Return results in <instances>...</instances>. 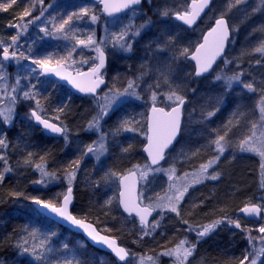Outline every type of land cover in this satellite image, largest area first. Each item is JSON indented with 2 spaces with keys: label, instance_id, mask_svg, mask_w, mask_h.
<instances>
[{
  "label": "rangeland",
  "instance_id": "1",
  "mask_svg": "<svg viewBox=\"0 0 264 264\" xmlns=\"http://www.w3.org/2000/svg\"><path fill=\"white\" fill-rule=\"evenodd\" d=\"M78 1V0H77ZM158 1V0H157ZM192 0H162V6L158 7V5L154 6L152 8V14L150 12H145L142 7L146 6L143 4L140 8H136L135 10V16H133V12L130 11L124 15L121 16H114L112 18L106 19L101 14V9L98 4L87 2L86 5H80L76 0H43V3H39V0H35V9L32 11L31 16L25 17L24 21L20 20V17L13 19L11 23H8L6 28H0V41H3V46L10 45V37L12 35H15L18 31L17 28L10 27L9 25L13 24H22L24 22H27L28 20H33L35 17L40 16L41 11L43 10V16L39 20H35L34 23L28 25L27 32L23 33L19 40H18V49H17V58H19V53L24 52L26 56H29V59H19V63L16 62V60H9L4 61V70L7 74V83H8V95L0 94V108H3L8 105V98L11 93V86L15 84L16 77H20V84L23 90H27V86L29 85H35V91H37V83H40L42 79H44L41 75V68L39 66L32 63L33 59H39L42 58L46 54H52V59L49 67H55L57 60H62L63 65L69 69L72 72L80 73L84 70H88L93 66V58L97 56V53L92 50L91 48H83L82 46L76 47V50L73 52L71 57H68V51L72 49V47L76 44V40L72 39L73 36H75L78 39H86L88 34H91L92 32L95 33L94 38L97 41H100L101 39L105 40V43L100 45L104 52L108 56V64L109 68L106 73V77L109 81L110 73L113 75L112 79L109 81L110 85L101 91V93L98 95L96 99H85L84 103L82 104L81 114L79 117L76 116H69V119L75 121V124L80 123L79 126L83 125L82 131V141H85L86 144L83 145V148L78 151H70L66 157L63 158V161L55 166L56 171L58 170L59 174L62 176L64 175V169L68 168V165L70 162L76 160L78 157L81 156L82 152L86 150V146L91 144L93 141L97 140L98 134L95 131H87L88 123L93 119L94 116L97 115L99 109L97 107V102L100 98L104 96L105 93L109 92V90L112 91H123L124 88L127 87V82L129 79L136 80L139 84V87L136 89V91L140 94L142 97L141 99L137 100L133 97L128 96H122L120 100L117 101L115 105H113V110L109 113L107 117H105L103 120L100 121L101 130L105 133H107L106 129V122L112 115V113L119 108L121 105L127 103V102H135L138 104H146L147 101L151 102V91L149 90V85H155L157 82L162 84V80H164L163 74L167 70V66L170 65L176 67L174 69V72H177L179 69L178 63L179 59L182 60L184 57L180 56L178 60L173 61L171 58L173 55H178L179 50L183 48H187L191 45H196L199 43V40H201V37L203 36L204 32H206L211 26L212 23L217 19L220 18L222 12L225 11L223 6H220V4H216V12L219 14H211L204 24L211 22L209 26L202 30L201 28L194 29L190 31L189 33L182 27L175 24L173 21V16L176 15L177 12L184 13L185 11H188V5ZM33 4V0H28V3L24 5L25 7L31 8ZM81 6H86L89 9L88 15L83 16L81 19H76L75 17L70 22V25H65L66 29H69L71 27V30L68 31L69 39H63L58 38L62 37L61 33H58L55 28L58 27V25L61 23L62 19H67V16L70 15L72 12H79ZM24 7V8H25ZM66 9V10H65ZM71 11V12H70ZM70 12V13H68ZM167 13V15H164L163 13ZM68 13V14H67ZM91 15H96L98 17L97 22L92 23L90 20ZM155 15L158 19L155 21H152V16ZM169 17V18H168ZM205 20V19H204ZM147 22L146 27H144L138 36H132L131 32L135 31V27L131 30L129 37H126L129 43H131V50L130 51H124L118 47H113V40H112V34H119L121 32V29L128 25L129 23L133 24L134 26H139L141 24H145ZM55 25V27H54ZM163 28V31H161L158 35V28ZM41 28H46L47 35L45 32L41 31ZM168 37L177 38L180 43L178 42L176 45L166 48L164 51H157L158 44H164V42L168 39ZM233 39V38H232ZM29 49H31V52L29 53ZM136 49H139L141 51L140 58L136 59L135 61H129L133 62L135 64V68H127L126 61L127 59L133 58L134 51ZM230 50V49H229ZM13 49L9 47V53ZM190 53V52H189ZM229 53V52H228ZM227 53V54H228ZM3 55V49L0 47V58H2ZM259 58L264 61V56H261V54H258ZM227 56V55H226ZM87 60L88 63H83L82 61ZM185 60H187L185 58ZM97 63V61H96ZM126 67L124 71L129 74V77L125 80L120 81L118 76L122 78V76L125 77V72H119L121 68ZM264 71V63L262 64ZM193 68V66H192ZM235 68L239 69L237 66H233L232 63H228L227 65L223 62L221 66H219L209 77L204 80L200 88L202 89L205 87L206 91L211 93V95H205V104L206 106H209L210 104H214V102L220 98V95L223 97L229 95L233 90L237 88H241L242 85L238 83H233V86L231 90H228L226 87V84L224 80H217V75H226V76H232L234 73L241 72V70L235 71ZM144 69V71H141ZM9 70L12 71V73H9ZM35 70V71H33ZM173 70V69H172ZM119 72V73H118ZM118 75V76H117ZM139 78V79H138ZM242 76V80H243ZM196 80V79H194ZM200 80V79H198ZM122 81H125L123 84ZM44 83V82H43ZM58 84V83H57ZM47 86V85H46ZM57 86V85H56ZM59 86V85H58ZM166 87V88H165ZM51 89H55V85L50 86ZM58 88V87H57ZM199 88V87H197ZM196 88V89H197ZM195 89V87H194ZM193 89V90H194ZM158 92H167L168 86L164 85V87L161 85L159 89H154ZM52 92V91H51ZM195 92V91H194ZM45 97V101L52 100V96L48 95L47 93ZM194 94V93H193ZM196 95V94H194ZM194 97V96H193ZM192 97V98H193ZM194 99V98H193ZM40 100V99H39ZM202 100V99H200ZM199 99H195L190 102L189 106L186 109L185 118H184V129H183V141L180 143L177 149H175L170 157H168V160L164 164L163 168L167 169L169 165L175 161L176 164V176L182 177L185 172L188 173H194L196 170L199 169V165L206 162L209 158L216 155V153L212 150L214 147H210L207 155L202 156L201 158H198L197 156H191V151L188 147L195 146L197 144L196 140H199L201 143L208 142L209 138H215V133L212 132L211 127L209 126V122L212 119V117L207 118V111L204 112L199 109L198 104L200 102ZM161 102L162 105H165L166 108H168V105L170 102H166L163 100V97L158 96L157 103ZM152 103V102H151ZM40 104H42V101H40ZM201 106V104H199ZM20 106L26 107L28 110H36V103L35 100H29L23 98V92H19L17 95V101L14 106V111L12 113L10 121H3L0 120V138H4L5 129L7 130L10 128L13 118L17 115V111L19 110ZM202 107V106H201ZM147 108V105H146ZM45 110L48 111V109L45 107ZM42 116H44L46 119L51 120L52 122L61 124V114H58L56 112H46L44 110H37ZM259 116H256V119ZM62 125V124H61ZM244 126V123L242 121L241 127ZM219 126H216V128ZM5 131V132H4ZM247 130L242 128L240 129V132L236 131L235 128L233 129V132L229 134L232 143L230 144V149L236 148L239 150L238 147H236V142L239 141L244 134H246ZM74 133H68L67 138L64 140V144L66 146H69L71 140L74 138ZM80 140V139H79ZM191 141V142H190ZM109 140H107V147L108 152L101 156L100 161H97L94 156L89 154L88 156L83 157L80 161L79 170L76 173V178L73 182V189L75 193V200H79L82 202V197L85 195H88L92 191V186H96L99 182L101 186L99 187V192L101 193L100 196V202L102 203V207L105 210L106 217L104 220L100 221V231L103 234L108 235L107 233H115L118 234L120 237H122L123 234H126V236L131 235L133 233V224H127L124 222L121 218H115V209H114V203L117 200V196H113L111 191H109L110 187L114 186L118 188V178L119 177H112L111 180L105 181L103 177L105 176V173L109 172L110 170L114 172V170L108 165V159L110 158V151L111 146L109 148ZM207 145V143H205ZM229 147L225 150L223 155L220 157L219 162L222 160V158L227 154V151ZM76 147L73 148L75 150ZM239 152L242 155H250L254 159L256 158L257 161L261 162L260 157L251 152ZM182 153L189 154L188 157H185L182 155ZM0 154L5 155V150L3 152H0ZM191 156V157H190ZM190 157V158H189ZM238 162V160H235ZM219 162L214 165L212 168L209 169V173H216L217 166ZM228 162H225L222 165V169H226L228 166ZM1 164V163H0ZM239 164V162L237 163ZM73 167H75L73 165ZM219 167V166H218ZM71 171L72 169H68ZM103 172L104 175L101 173ZM116 172V171H115ZM139 174V173H138ZM258 178L261 180V170L259 169ZM165 179V180H163ZM189 180L193 179V177L190 175ZM141 191L144 189L145 192L140 193L141 197V203L142 205L146 206L150 202H154L155 200V193L154 188L157 185V183L161 180L165 181V187L166 190L169 185L168 177L164 172H149L148 175L141 179ZM175 180V177H174ZM258 180V179H257ZM210 179L203 180L200 184H193L190 188L188 193L185 195V199L182 202L180 206V213L183 216V213H192V211H189V209H193V203L194 200L197 199L198 195L200 194L201 190L205 186V184L210 183ZM65 186L67 189V181L65 180ZM116 188V189H117ZM112 189V188H111ZM113 190V189H112ZM165 190V191H166ZM165 191L160 196H163L165 194ZM66 192L64 190L62 193ZM53 196H57V194H60L58 191H54ZM258 196V195H257ZM256 196V197H257ZM63 197L62 195L59 196V199L61 200ZM151 198V200L149 199ZM108 199H112V204L110 206H105V201ZM254 198L247 197V201H252ZM246 200V199H245ZM34 201L30 202L27 207H24V210L33 212L35 211L33 207ZM246 204H253L251 202L249 203H242V206L236 208V211L243 208ZM254 204H264V201H257ZM160 209L155 210V218L154 220L160 221V226L155 229V231L149 235L151 237H156L157 242L160 245L159 251L156 253V255L152 256L155 259V264H173L174 257L164 256L161 255L165 250L175 248L176 245L184 239H187L191 243L196 242V234L195 232H189L186 233V230H182L181 223L178 222V220L181 218L177 217L175 213L169 212L167 210H164L163 212V218L161 219L160 216ZM216 213L213 214V216L210 215H203L201 218L196 219L195 216L192 218L193 221H197L198 225H206L209 224L215 220H222L223 222L220 223L211 233H209L207 236L203 237L199 243L202 244H208L212 241V238L214 236H217V233L225 231L226 234L231 233H237L240 236L242 235L247 243V249L246 254H249V261H246L245 264H249L251 259L256 258L257 264H264V255H261L259 257L255 256V253L253 252V245L256 249H259L261 247V243L259 240L260 233L258 232L259 227L264 226V212L262 221L259 224H252L249 225L242 224L239 218H237L235 215H230L228 213L225 219L224 215L222 217H219L220 213L215 210ZM223 213V212H222ZM113 217V218H111ZM108 218V219H107ZM111 218V219H110ZM230 221H239L241 224L240 228H236L233 223H230ZM189 221V223H192ZM195 223V224H197ZM170 224V233H163L165 231V225ZM194 224V223H192ZM172 225H174L172 227ZM184 226V225H183ZM106 229L110 231H105ZM249 236L253 237V244H249ZM73 240V239H71ZM129 240V239H128ZM126 239V242H129ZM75 249H78L80 252L82 259L85 261V264H110L111 260L109 259V256L96 252L93 248L89 247L88 244L82 239V238H76L73 240ZM197 244L196 250L192 257H189L187 264H214L215 256L213 254V248H207L204 247L201 249ZM126 244V243H125ZM128 251L130 253L135 254V256H131V260L128 262V264H140L139 258L145 257L147 258L148 255H142L137 250V247L130 243L127 244ZM188 245H185L187 247ZM207 248V249H206ZM201 249V250H200ZM205 251H209V255L212 257L211 260L213 262L209 263L202 258L201 254H198V252L205 254ZM208 255V256H209ZM210 256L208 257L210 259Z\"/></svg>",
  "mask_w": 264,
  "mask_h": 264
},
{
  "label": "snow or ice",
  "instance_id": "2",
  "mask_svg": "<svg viewBox=\"0 0 264 264\" xmlns=\"http://www.w3.org/2000/svg\"><path fill=\"white\" fill-rule=\"evenodd\" d=\"M210 0H193L194 7L192 11H185L183 14L179 12L176 13V17L182 20L185 24L191 25L194 23L195 19L200 15L205 7L208 6ZM242 0H235L236 4H240ZM17 3V0H9L6 3H0V11H8L13 5ZM39 3H43V0H39ZM103 4V11L108 16H113L115 13L125 12L126 10H131L133 16H135V6L141 3V0H100ZM35 0H33L32 7H25L19 17L21 21H24L25 17L31 16L32 11L35 9ZM231 7V5H230ZM89 9L86 6H81L79 12H72L67 16V19H62L61 23L55 30L62 34L63 39H69L68 31L71 30L65 28V25H70V22L75 17L76 19H81L83 16L88 15ZM167 15V13H163ZM43 16V10L40 16L35 17L33 20H28L22 24L9 25L10 27L17 28L18 31L15 35L10 37V45L3 46V41H0V47L3 49L2 58H0V94L8 95V83L7 74L4 70V61H9L10 59L16 60L19 63V59H29L24 52L19 53V58H17V49L19 47L18 40L20 36L27 32L28 25L34 23L35 20H39ZM90 20L92 23L97 22L98 17L96 15H91ZM145 24H141L138 27L129 23L125 25L119 34H112L113 47H118L124 51L131 50V43L128 42L126 37H129L131 30L135 27V31L131 32L132 36H138L140 31L146 27ZM55 27V25H54ZM42 32L47 35L46 28H41ZM264 32V28L260 29ZM95 33L92 32L88 34L86 39H78L75 36L72 39L76 40V44L68 51V57H71L76 47L82 46L83 48H91L97 53V56L93 58V66L89 69V73H81L86 79L81 82H76L68 77L69 82L73 84L74 87L78 88L81 92H87L95 94L97 88L101 84H104V80L100 74V70L105 66V53L103 48L100 46L105 43V40L101 39L97 41L95 38ZM230 36L229 25L224 14L221 15L219 19H216L215 26L211 29L207 36L204 37V43H201L195 49V53L191 55V59L196 62L195 75L200 76L203 73L208 72L212 65L215 63L216 59L224 53L225 44ZM212 38L209 40V38ZM174 46L173 38L168 37L164 44H158L157 51H164L166 48ZM9 47L13 49L11 54L9 53ZM31 49H29V53ZM258 53L264 56V38L260 39L256 46H254L250 51L248 49L242 53V55ZM188 58L189 50L183 48L179 50L178 55H173L171 58L173 61L178 60L179 57ZM52 59V54H46L42 58L33 59L32 63L39 66L43 71L41 74L45 73H55L57 76L61 75L63 69L62 60H57L55 67H49ZM98 60V63L96 61ZM83 63H88L87 60L82 61ZM224 63L227 65L231 63L227 58H225ZM257 64L261 63L260 60L256 61ZM35 71V70H33ZM171 66H167V70L162 73L164 77V83L168 86L167 92H158L154 89H159L161 84L157 82L155 85H149V90L151 91V116L149 117L148 131L146 135L147 145L144 151L147 153L150 163L144 165L134 164L131 169L128 170L126 175H120L116 172L109 171L105 173L103 179L105 181L111 180L112 177H119L120 184L123 186L124 191L119 194V204L123 207L126 213H135L139 217L141 236L151 235L156 228L160 226L159 220H153L149 222L148 217L152 214V211L160 209L161 219L163 218L164 210L175 213L177 217H180V206L185 199L186 193H188L189 188L193 184H200L205 179L217 180L219 179V173H209V169L216 165L220 157L223 155L225 150L232 143L229 136L233 132L234 128L241 125L243 121L244 126L247 128L246 134L236 142V147L239 148L241 152H251L257 154L260 159V170H261V180L260 187L264 188V80L260 81L259 85L254 84V82L245 83L242 80L243 72L234 73L232 76L217 75V80H224L228 90H231L233 83H238L242 85L244 89L248 92L255 93L258 88L261 92L257 108L259 111V116L254 120H247L246 112L242 111L239 107L234 110L229 119L221 126L212 129L215 133V138H209L207 145H201L196 147L194 151L190 153L191 156H198L203 149L206 147L210 148L214 145L212 149L216 155L209 158L206 162L199 165V169L194 173L185 172L182 177L176 176V162L173 161L167 169L163 167L153 168V165H160L161 161L166 159V149H168L174 142L176 136L178 135L181 127V122L183 118V106L186 102V98L181 94L180 86L175 87L169 82V76L171 75ZM139 79V78H138ZM35 85L27 86V90H23L20 84V77H16L15 84L11 86L12 95L8 98V105L0 108V120L10 121L12 113L14 111V106L17 101V95L19 92H23V98L29 100H35L36 110H33L31 116L35 118L40 124L44 126L45 129L50 130L52 133H65L66 128L57 126L54 123H50L48 120L41 119V116L37 114V110H42L40 100L37 99L39 95L35 91ZM139 84L136 80L129 79L127 82V87L123 91H112L105 93L102 98L97 102V107L99 109L96 116L93 117L88 123L87 131H95L98 134L97 140L93 141L91 144L86 146V150L82 152L81 156L76 160L69 163L68 168L64 169L63 179L67 181L66 192L57 194L51 200H42L33 197L35 204L40 210V214L47 213L49 216H55L58 220L68 222L70 226H76L78 229L83 230V232L89 237L94 243L106 247L111 251V253L120 262H125L129 256H135V254L130 253L126 248L121 247L117 244L116 239L111 238L107 235H101V233L91 224L87 223L85 219L77 218L72 215L69 211V205L72 202L73 196V182L76 178V173L79 170V165L83 157L91 154L95 157L97 161H100L101 156L108 152L107 140L108 136L113 137L119 135L122 132H135L138 131L137 127L134 125L138 122L133 118L124 117L120 120L118 126L112 133H105L101 130L100 121L109 115L113 110V105L117 103L122 96L133 97L137 100L142 97L136 91ZM158 96L163 97V100L170 102L168 105V110L164 106H157ZM62 111V109H61ZM219 109L209 111L207 113V118H210L216 114ZM8 147V144L4 138H0V152H3ZM132 145L127 147H122L121 151L127 153L131 150ZM185 157L189 154L182 153ZM32 152H28L26 158L23 160L25 166H32ZM44 160V157H41ZM0 162H2V170H0V182H3L6 174L11 173L13 168L8 164L6 156L0 154ZM73 165L75 167H73ZM34 167L40 172L41 179L33 181L34 184H43L47 186L48 183L55 182L60 179L55 171L49 172L46 169L45 164H35ZM68 169H72L69 171ZM149 172H164L169 181V185L165 194L160 196L156 195L154 202H150L148 205L141 207L139 203L136 202L134 198L130 195L134 190L136 183V176L139 173L141 179H144ZM193 179L189 180V176ZM175 177V180H174ZM99 186V184H97ZM126 193L128 195H126ZM13 195H20V193H12ZM62 195L63 199L60 200L59 196ZM142 195V193H141ZM151 200V198H149ZM204 202L201 201V204ZM112 204V199L105 201V206H110ZM242 213L247 216H260L264 212V204H247L240 209ZM226 219V217H225ZM181 222L187 226V231L195 232L196 242L191 243L187 239L181 240L175 248L167 249L161 255L174 257L173 264H187L189 257H192L197 244L200 240L211 233L220 223L223 221L218 219L206 225H191L188 220L182 219ZM236 228H240L241 224L239 221H230ZM23 231L26 233L25 237H22L17 246L22 248L23 252L29 253L33 264H85L82 256L78 249L72 248L67 242L58 241V233L55 229L45 228L42 226H25ZM105 231H110L106 229ZM258 232L261 234L259 237L261 247L256 249L253 245V252L256 257L264 255V226L259 227ZM249 244H253V237L249 236ZM185 245H188L185 247ZM249 254H245L243 259L240 260V264H245L249 261ZM140 264H155V259L152 256L140 257ZM249 264H257V259L253 258Z\"/></svg>",
  "mask_w": 264,
  "mask_h": 264
},
{
  "label": "trees",
  "instance_id": "3",
  "mask_svg": "<svg viewBox=\"0 0 264 264\" xmlns=\"http://www.w3.org/2000/svg\"><path fill=\"white\" fill-rule=\"evenodd\" d=\"M161 1L162 0H146V6L142 7V9L145 12L149 10L148 12L152 14V8L154 6H162ZM6 2H9V0H0V3ZM76 2L78 1L76 0ZM27 3L28 0H17V3L8 11H0V28H6L5 26H7L8 23H11L13 19L17 18L19 13L23 11L24 5ZM78 4L86 5V2H78ZM216 4H220V6H223L225 11H227L224 13L222 12V14H224V18L228 20L232 31L233 39L226 58L231 61L233 66L239 68H235L236 72H238L237 70L243 72V77H245L243 78V82H254V84L259 85L260 81L264 80V71H262V64L264 61L259 58L258 53L246 55H242V53L245 52L246 49L250 51L257 45L260 39L264 38V32L260 31V29L264 28V0H242L240 4H236L235 0H214L208 16L200 23L198 28L205 30L209 24H211V22L204 24L206 19L213 13L219 15L216 12ZM150 19H152V21L154 20L155 23L158 18L153 15ZM157 30L158 35H160L159 33L163 31V28L161 27ZM187 32L189 33V31ZM178 42L180 43L177 38H173L174 45ZM196 46L197 44L188 46L189 52L191 53ZM140 56L141 51L136 49L133 58L127 59L126 61L127 68H137L133 62L129 61H135L140 58ZM257 60H260L261 63L257 64ZM179 62L178 67H180L177 72H174L176 67L173 66L174 64L172 62L171 69L173 70L169 76V82L173 87L176 85L180 86L181 94L185 96L187 101L186 109L190 102L195 99H202L199 102L202 107L199 104L198 107L203 111V114L206 111L208 113L217 108L219 109L209 122L211 129L224 124L229 119L231 113L238 107L246 112L245 119H256L258 115L257 104L261 95L259 88L255 93L248 92L247 89L243 87L237 88L225 97L220 95V98L217 99L214 104L212 103L206 106L205 102H203L206 99L205 95H211V93L206 91L205 87L202 89L200 88L204 80L193 79V68L185 58L182 60L179 59ZM222 63L219 66H221ZM127 68L123 66L119 72L121 71L124 73V70ZM141 71H144V69ZM9 73H12V71L9 70ZM125 74V77L122 76V78L117 75L120 81L121 79L125 80L129 77V74L126 72ZM109 77L110 81L113 75L110 73ZM124 82L125 81H122L121 84ZM57 83L58 82L53 79L44 78L40 83L36 82L38 86L36 92L39 93L37 99L42 101V110L51 113L56 112L62 115L61 124L66 128V135L62 139L46 137L41 130L33 124L29 115L30 110L24 106H20L17 115L13 118L10 128L7 130L5 129L6 132L4 131V139L8 144L5 150V156L8 160V164L13 168V171L6 174L3 182H0V264H33L30 254L23 252L22 248L17 246L21 238L26 236V233L23 231L25 226H42L55 229L58 233V241L67 242L72 248H75L73 240L81 238L79 235L71 233L69 230L46 219L36 211L29 212L24 210V207H27L30 202L34 201L32 199L33 197L47 201L53 199L54 196L52 193L54 191L62 193L66 190L65 180L63 176L59 174L58 170L56 171L58 168H55V166L58 162L60 163L63 161V158L66 157L70 151L79 152L83 148V145L86 144L85 141L81 140L84 135L82 131L83 125L79 126L80 123L75 124L72 118L71 120L69 119V116H80V109H82V104L85 100L72 96L67 89ZM52 85H55L54 90L50 88ZM161 85L163 87L166 85L164 80H162ZM45 93L52 96V100L45 101ZM157 106L166 107L162 105L161 102L157 103ZM45 107L48 111L45 110ZM150 107H152V103L149 101H147L146 104L127 102L117 108L106 122L105 130L107 133H112L118 126L120 120L124 117L133 118L138 122L134 125L137 127L138 131L122 132L115 137L112 135L108 136L110 142L109 148L111 146V150L109 149L110 158L107 160L108 165L120 175L127 173L134 164H146L145 157L142 154V147L145 142L146 135L144 134L146 133L147 113ZM186 109L184 113H186ZM242 128L247 130L245 126L241 127V125L235 128V130L240 132ZM71 132L75 134L74 138L71 140L69 146H66L63 142L65 138H67V134ZM182 139L179 143H182ZM196 141L197 144L195 146H192L191 143V146L188 147L191 152L194 151L196 147L206 145L205 143H207H201L199 140ZM129 144L132 145L131 150L127 153L122 152L121 148L127 147ZM74 147H76L75 150H73ZM212 147H214V145H212ZM208 150L209 148L206 147L197 157L201 158L203 155L206 156ZM28 152L33 153L32 166H25L23 164V160L26 158ZM172 153L173 152H171L168 157H170ZM41 157H44V160H41ZM235 160H238L239 164H237L238 162ZM225 162H228V166L226 169H222V165ZM0 163V170H2V162ZM260 163V161H257L256 158L254 159L250 155H242L237 148L235 150L229 147L227 154L219 162V167L217 166L216 173H219V179L205 184L197 199L194 200L193 209H189L192 213L186 212L183 213V216L181 214V218L178 222L181 223L182 230H186V233H188L187 226L181 222L182 219L192 222L194 216L196 219L201 218L203 215L213 216V214L216 213L215 210L220 213L219 217L223 215L225 217L228 213H230V215H235L237 212L236 208L242 206L243 202L256 203L257 201H264V188L260 187V180L257 174V172L259 173ZM35 164H45L46 169L49 172L55 171L60 179L48 183L47 186L43 184H34L33 181L41 179L40 172L34 167ZM163 180H161L160 183L158 182L155 186V195H161L166 190V182ZM97 184H99V186H92V191L88 193V195L82 197V202L79 201L80 199L78 201L75 200L73 214L77 218L91 222L100 230L101 225L99 223L101 220L105 219L106 214L100 202L101 193L99 192V187L101 184L99 182ZM116 188L117 187L114 186L109 188L113 196H117L118 194V188ZM141 192L144 193L145 190L143 189ZM12 193H20V195H13ZM252 196L254 199L252 201H247V197ZM115 201V218H121L127 224H133L134 226L132 229L134 232L126 236V238H124L126 234H123L122 237L115 233L107 234L116 238L120 245L127 250L129 248L127 244L132 243L137 247L140 254L155 256L161 245L157 242L156 237L144 236L143 239H140V225L134 219H125L119 211L117 200ZM201 201L204 203L201 204ZM241 222L242 224L249 225V223L242 220ZM192 223L189 224L198 225L197 221H193ZM173 226L174 225H172V227ZM170 227V224H166L163 233L171 234ZM126 239H129V242H126ZM212 241L213 242L208 244L205 243L201 245V243H199L200 245H198L201 249L204 247L214 249V262L211 260L212 257L209 255V251H205V254L198 252L208 263L210 261L214 264H240V260L243 259L246 254V240L242 235L240 236L237 233L227 235L225 231L219 232L217 236L212 238ZM88 246L91 247L89 244ZM96 252L100 253L98 250H96ZM109 259L111 260L110 264H121L112 256H109Z\"/></svg>",
  "mask_w": 264,
  "mask_h": 264
},
{
  "label": "water",
  "instance_id": "4",
  "mask_svg": "<svg viewBox=\"0 0 264 264\" xmlns=\"http://www.w3.org/2000/svg\"><path fill=\"white\" fill-rule=\"evenodd\" d=\"M79 1H81V2H91V3L98 4V5L100 6V9H101V14H102L103 17L106 18V19L112 18V17H114V16H121V15H124V14H126V13H128V12L131 11V10H126L125 12L115 13L113 16L110 17V16H108L106 13H104V11H103V4L100 3V0H79ZM145 1H146V0H141V3H140L139 5H137V6H135V9L141 7V6L144 4ZM198 2H199V0H197V3H198ZM213 2H214V0H210L208 6L204 8V10L200 13V15L195 19L194 23L191 24V25L185 24L182 20L177 19L176 15L173 16V21H174L175 23H177V24H179V25L185 27V28L188 29V30H194V29L197 28V26H198V25H199V24H200V23L206 18V16L209 14V12H210V10H211V8H212V6H213ZM193 7H194V5H193V1H191V2L189 3V5H188V11L191 12ZM181 14H183V13H181ZM217 19H219V18H217ZM225 19H226V18H225ZM215 21H216V20H215ZM215 21L213 22L212 26H211V27H210V28H209V29L203 34L200 43H199L196 47H198L201 43H204V37L207 36L208 33L211 31V29L215 26ZM226 21L228 22L227 19H226ZM228 25H229V23H228ZM229 30H230V36H229L228 41H227L226 44H225L224 53L222 54V56H220V57H218V58L216 59L215 63L212 65V68H211L208 72L203 73V74L200 75V76H196V75H195V66H196V62H195L194 60L191 59V55L195 53V49H196V47H195V49L193 50V52L188 56L187 61L193 65V77H194V79L198 80V79H205V78L209 77V76L214 72V70H216V68L219 66V64H220L222 61H224V59H225L227 53L229 52L230 43H231V41H232V32H231L230 26H229ZM211 39H212V38L210 37L209 40H211ZM104 53H105V52H104ZM10 60H11V59H10ZM97 63H98V60H97ZM107 66H108V58H107V54L105 53V66L100 70V74H101L102 78H103V74H104V72H105L106 69H107ZM42 71H43V70H41V73H42ZM81 73H89V69H88V70H85V71H82V72H80V73H75V72L70 71L69 69H67V68L63 65V69H62V72H61V75H60V76H57L55 73H51V72H49V73H45V74H41V75H42V77H44V78L53 79V80H55L56 82H59V83L61 84V86L67 88V89H68L70 92H72L73 95H75L76 97H79V98H96V97H97V94H98L101 90H103L104 88H106V86H107V81H106V79L103 78V80H104L105 83H104V84H101L100 87L97 88L95 94L87 93V92H81V91H79L78 88L74 87L73 84L69 82V79H66V78H65V77H68V78H70V79H72V80H75L76 82H81V81H83V80L86 79L84 76L80 75ZM186 103H187V101L185 102V104H184V106H183V112H184V108H185ZM166 110H168V109H166ZM31 113H32V111L30 112V115H31ZM37 114L39 115L38 112H37ZM150 116H151V108L149 109L148 114H147V131H148V123H149V117H150ZM183 116H184V115H183ZM31 119H32V121H33V124H34L37 128H39V129L42 131V133H43L46 137H48V138H53V139H62V138H63V136H64L65 133H52V132H50V130L45 129L44 126H43L42 124H40L38 121H36L34 117L31 116ZM41 119H44V118L41 116ZM44 120H47V119H44ZM48 121H49V120H48ZM49 122H50V123H54V122H51V121H49ZM182 123H183V118H182V122H181L180 131H179L178 135L176 136V138H175L173 144H172L168 149L165 150V151H166V159H167L168 154H169V153H170V152L176 147V145H177V143H178V141H179V139H180V136H181V130H182ZM54 124H56V123H54ZM56 125L59 126L58 124H56ZM146 145H147V139H146V144H145V146H146ZM145 146H144V148H145ZM144 148H143V153H144V155H145V157H146L148 163H150V161H149V159H148V156H147V153L144 151ZM166 159H165L164 161H161V162H160V165H153L152 167H153V168H156V167H160V166H162V165L166 162ZM118 184H119V192H118V203H119V194H120L121 191H124V188H123V186L120 184V181H118ZM126 195H128V194L126 193ZM130 195L132 196V198H134V199L136 200L137 203L140 204L141 207H144V206L141 205V202H140V180H139V176H138V174H137V176H136V183H135L134 190L131 192ZM72 196H73V199H72L71 204L69 205V211L71 212L72 215H74V214H73V209H74V206H75V193H74V189H73ZM62 199H63V198H62ZM62 199H61V200H62ZM118 205H119V208H120L121 213L123 214V216H124L125 218H128V219L135 218V219L138 221V223L140 224V222H139V217L136 216V214H135L134 212L131 213V214L126 213V212H124L123 207H122L120 204H118ZM33 207H34V209L40 214V210L38 209V206H37L35 203H33ZM40 215L43 216V217H45L46 219H48V220L54 222V223L57 224L58 226H61V227L65 228V229L69 230L71 233H74V234H76V235L81 236V237H82V238H83V239H84V240H85V241H86L91 247H93L94 249H96V250H98V251H100V252H102V253H105V254H107V255H110V256H112L113 258H115V259L117 260V258L111 253V251H110L109 249H107L106 247L101 246V245H99V244H97V243H94L89 237H87V235L83 232V230L78 229L76 226H70V225L68 224V222L58 220L55 216H49L46 212L43 213V214H40ZM154 215H155V212L152 211V214L148 217L149 222L152 221V219L154 218ZM237 216L240 217V218H242V219L245 220L246 222H251V223H256V224H258V223L261 222V219H262V216H263V212H262V214H261L260 216H247V215H245L244 213H242L241 211H238V212H237ZM86 222H87V221H86ZM87 223H90V222H87ZM91 224H92V223H91ZM92 225L98 230V228H97L94 224H92ZM98 231H99V230H98ZM99 232H100V231H99ZM100 233H101V232H100ZM101 235H105V234L101 233ZM109 237H110V236H109ZM111 238H112V237H111ZM114 239H115V238H114ZM116 241H117V244H118L119 246H121L120 243H119V241H118L117 239H116ZM121 247H123V246H121ZM130 259H131V256H129L125 262H120V261H118V260H117V261H118L119 263H121V264H125V263L129 262Z\"/></svg>",
  "mask_w": 264,
  "mask_h": 264
},
{
  "label": "flooded vegetation",
  "instance_id": "5",
  "mask_svg": "<svg viewBox=\"0 0 264 264\" xmlns=\"http://www.w3.org/2000/svg\"><path fill=\"white\" fill-rule=\"evenodd\" d=\"M176 25H178V26H180V27H182V28H184L186 31H188V29H186L185 27H183V26H181V25H179V24H177V23H175ZM190 31H192V30H189V32ZM190 54V53H189ZM107 58H108V56H107ZM188 62V61H187ZM189 63V62H188ZM191 66H192V64L191 63H189ZM108 68H109V64H108V66H107V69H106V71L104 72V74H103V78H105L106 79V81H107V86H106V88L108 87V84H109V81H108V79H107V77H106V73H107V71H108ZM59 83V82H58ZM60 84V83H59ZM63 87V86H62ZM65 88V87H64ZM65 89H67V88H65ZM105 89V88H104ZM103 89V90H104ZM68 90V89H67ZM69 91V90H68ZM102 91V90H101ZM101 91L97 94V97H98V95L101 93ZM70 92V91H69ZM71 93V95L72 96H74V97H76L75 95H73V93L72 92H70ZM96 97V98H97ZM76 98H79V97H76ZM96 98H79V99H90V100H92V99H96ZM32 111V110H31ZM30 111V112H31ZM30 115V114H29ZM40 115V114H39ZM30 118H31V115H30ZM43 118L44 119H46L44 116H43ZM184 118H185V114H184V116H183V128H182V131H181V137H180V140L183 138V129H184ZM32 120V119H31ZM48 120V119H47ZM49 121H51V120H49ZM33 122V121H32ZM52 122V121H51ZM55 123V122H54ZM56 124H58L59 126H61V127H63L61 124H59V123H56ZM39 129V128H38ZM42 132V131H41ZM146 133H147V130H146ZM66 135V132H65V134H64V136ZM63 136V137H64ZM145 144H146V137H145V142H144V145H143V147H142V154H143V156L145 157V155H144V153H143V148H144V146H145ZM178 144H180V143H178ZM178 144H177V147H178ZM145 160H146V163H148V161H147V159H146V157H145ZM114 172H115V170H114ZM102 174H103V172H101ZM116 173H118L117 171H116ZM119 174V173H118ZM127 173H125V174H123V175H126ZM138 174V173H137ZM139 175V174H138ZM122 176V175H121ZM139 180H140V177H139ZM118 181H119V178H118ZM140 184H141V180H140ZM118 192H119V184H118ZM117 203H118V194H117ZM119 204V203H118ZM118 208H119V205H118ZM119 211H120V208H119ZM120 213H121V211H120ZM122 214V213H121ZM122 216H123V214H122ZM124 217V216H123ZM125 218V217H124ZM126 219V218H125Z\"/></svg>",
  "mask_w": 264,
  "mask_h": 264
}]
</instances>
